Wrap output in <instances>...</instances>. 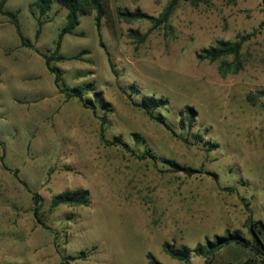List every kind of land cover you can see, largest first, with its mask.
<instances>
[{"label":"rangeland","instance_id":"obj_1","mask_svg":"<svg viewBox=\"0 0 264 264\" xmlns=\"http://www.w3.org/2000/svg\"><path fill=\"white\" fill-rule=\"evenodd\" d=\"M170 1L106 0L104 47L94 11L64 37L59 54L72 59L53 65L67 86H93L97 113L59 91L37 52L54 53L67 10L55 3L36 40V0L7 2L34 48L0 15V264H151L149 254L161 264L260 261L232 244L181 262L164 244L194 250L236 230L252 240L250 225L264 223V0L182 1L159 28L118 14L158 17ZM242 37L237 58H198ZM146 96L169 100L156 114L170 129L139 107ZM116 137L129 148L110 144ZM169 161L201 172L174 173ZM77 190L90 191L89 206L51 208L54 196Z\"/></svg>","mask_w":264,"mask_h":264},{"label":"trees","instance_id":"obj_2","mask_svg":"<svg viewBox=\"0 0 264 264\" xmlns=\"http://www.w3.org/2000/svg\"><path fill=\"white\" fill-rule=\"evenodd\" d=\"M9 0H0V15L6 16L10 22L15 26L19 37L21 38L23 46L34 48V45L30 40H27L23 36L22 27L19 20V14L13 11H9L6 9V4ZM182 1L187 0H171L168 6L165 8L164 12L156 17L153 15H149L147 13L142 12L141 10L130 11L128 9L119 11V17L127 22L138 21V20H146L153 24L154 28H159L161 26L167 25L175 10L179 7ZM194 4H198L199 0H192ZM55 3L60 4L64 7L67 14V22L66 25L61 29L58 37V41L56 43V50L54 53L48 55L46 53H42L37 50V52L44 58L46 67L50 73L55 75V84L59 91L66 96L67 99H78L82 102L85 108L91 109L94 113H97L98 106L97 103H100V99L97 97L95 93V89L92 85H78L76 87H69L63 83L62 71L60 68L54 66V63L70 60L72 58H68L64 55L59 54V50L62 46V41L66 35H75L76 29L81 24V17L92 14L94 11L95 15V23L97 27V32L99 36V41L101 47H104V43L102 40V20L107 14L106 0H36L32 8L31 12L33 16H35L37 20V30L35 33V39L39 40L41 34L43 32V27L48 22L47 16L51 12L53 5ZM134 36H138L137 33H134ZM147 34L143 36V39H146ZM246 40V37H242L240 41L235 43L231 42H220L218 46L211 47L208 49H203L200 51L198 58L201 60L209 59L211 61H217L221 58H227L233 56L237 58L242 50L243 44ZM77 57H73L76 59ZM237 70V68L235 69ZM92 93L97 97V101H93L87 99L85 94ZM169 100L167 98H158L156 96H146L143 98L139 107L145 111V113L152 119L157 121L158 123L164 125L166 128L170 129L169 125L164 116L157 115V111L160 109H165L169 105ZM196 113L193 108L187 107L186 110V122H188V126L192 127L193 122L195 121ZM106 119L102 118L104 122ZM136 139V142L144 144L142 138L138 134L133 135ZM110 144L116 146H122L125 148H129V145L125 143L121 137L114 138L113 141H110ZM134 156H137L136 153H133ZM149 153L138 156L139 158L145 159L149 156ZM168 165L170 166L171 171L174 173H185L188 176H193L194 174H199L201 170L193 169L192 167L182 165L176 161H169ZM16 174L18 171H15ZM20 180V179H19ZM21 181V180H20ZM21 183L27 187V184L24 181ZM34 209L33 214L38 222V224L42 225L44 228H48L44 223L41 214V198L38 194H34ZM90 204V191L89 190H77V191H67L61 194L54 196L52 200V209H56L61 205H72V206H89ZM258 227V228H257ZM261 228H264V223L262 221L253 223L249 227V231L253 237L252 240L247 239L242 231H227L224 235H217L213 240H207V242L203 244H198L194 250H191L187 247L177 248L174 245L169 243L164 244V251L170 255L173 259L188 262L192 254L197 256H214V254L223 249L224 247L230 246L232 244L239 245L244 248L250 249L255 255L260 258L259 262L254 260H248L243 264H264V241L262 239ZM151 264H161L152 254L148 255ZM78 259V258H74ZM66 264V263H63Z\"/></svg>","mask_w":264,"mask_h":264}]
</instances>
